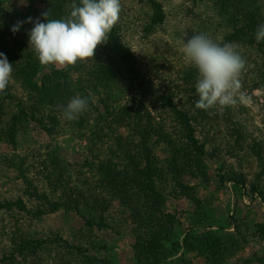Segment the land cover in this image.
<instances>
[{
    "label": "trees",
    "instance_id": "obj_1",
    "mask_svg": "<svg viewBox=\"0 0 264 264\" xmlns=\"http://www.w3.org/2000/svg\"><path fill=\"white\" fill-rule=\"evenodd\" d=\"M40 1L45 5L44 12L50 11L49 20L66 18L72 3L82 6L80 0ZM138 1L153 12L150 29L154 27L155 31V27L165 24L167 16L160 0ZM207 2L214 3L212 7H218L221 16L230 17L229 22L236 31L231 41H241L244 48L260 52L264 59V41L257 43L255 37L257 26L264 24V0ZM129 14H119L118 22L106 37L107 42L98 45L93 58L78 60L74 66L63 69L40 64L29 47L25 27L21 26L15 34L11 31L18 20L6 9L5 1L0 0V52L13 67L12 78L0 93V101L16 109L7 117L0 110V155L8 168L19 173L18 179L29 188L31 197L36 198L32 208L19 199L1 202L0 209L16 208L34 220L66 207L85 219L93 210L99 211L111 222L121 223L132 236L135 264H229L231 256L241 249L240 243L234 232L229 231V218L222 222L217 216L213 205L216 197L201 198V187L207 183L212 188L218 181L224 185L234 183L236 193L242 194L249 183L244 174L228 168L226 160L218 161L222 164L219 169L212 168L213 162L222 157L221 149L214 144V135L210 140L207 137L220 130L222 120H231L232 113L229 109L222 114L215 109H197L193 99L185 103L179 98L180 85L171 81L160 86L152 85L148 79L141 81L136 75L139 71L135 59L138 57L125 28ZM133 21L136 24L130 19L132 26ZM41 22L47 23L42 15ZM134 34L137 36L139 30ZM146 35H150L147 30ZM192 74L190 70L187 78ZM125 79H130L131 87L136 79L141 89L147 88L150 94L144 102L121 110L100 101L103 108L100 113L90 92L105 96ZM262 81L264 85V78ZM76 96L86 98L89 109L78 120L67 121L60 106H66ZM92 108L98 115L96 121H92L95 116ZM104 114L113 119L105 122ZM138 124H141L137 128L139 139L134 144L117 138L116 145L111 142L124 127ZM200 125L204 131L198 130ZM33 127L50 136L72 131L85 143L83 168L89 176H73L69 165L54 148L51 155L46 156L37 155L39 149L32 150L33 162L21 152L18 157L2 153L4 143L13 150L18 148L20 140ZM210 143L215 147L208 146ZM161 148L167 150L168 156L164 159L159 158ZM39 165L44 167L41 174L34 169ZM189 178H194L198 184L191 185ZM251 191L264 200V193L258 186H252ZM181 200L188 210L177 208ZM230 219L236 221L234 217ZM260 232L264 237V227ZM47 243L44 238L21 235L12 244L15 250L5 254L0 262H27L32 255L38 257ZM52 245L66 246L60 264H113L109 259L91 256L88 249L66 241H51L49 246ZM55 261L61 262V259ZM245 264H264V256L252 253Z\"/></svg>",
    "mask_w": 264,
    "mask_h": 264
},
{
    "label": "rangeland",
    "instance_id": "obj_2",
    "mask_svg": "<svg viewBox=\"0 0 264 264\" xmlns=\"http://www.w3.org/2000/svg\"><path fill=\"white\" fill-rule=\"evenodd\" d=\"M4 1L6 9L18 21L33 18V23L25 22L22 25L27 34L37 19L41 22L45 5L40 0ZM160 2L164 5L167 19L162 27H155L154 31V27L150 29L153 16L150 8L145 7L138 0H120V14L130 13L125 28L129 32L130 45L138 57L135 59L136 70L139 71L136 75L140 76L141 81L148 79L154 86H160L168 81L179 84L181 91L179 98L187 104L192 99L196 102L198 96L195 93V86L198 70L186 60L183 52L185 43L194 34H206L220 45L231 43L246 62L245 69L240 76L241 91L251 97V101L246 105L237 103L235 106L226 108L231 111L233 117L229 121L222 120L220 130L210 133L207 140L214 135V142H216L214 144L221 149L222 157L213 162L212 168L219 169L222 164L218 161L223 163L226 160L228 163L226 166L244 174L249 183L242 194L236 193L234 183L224 185L218 181L212 188L207 183L201 187V198L211 200L210 197H216L213 205L217 216L222 219V222L229 218L228 222L231 224L229 231L234 232L240 243L241 249L231 256L229 264H245L252 253L264 256V237L260 232L261 227H264V200L259 194L251 191L252 186H258L264 193V85H262L264 59L260 52L244 48L241 41H231L236 31L233 30V24L229 22L230 17L221 16L217 10L218 7H212L214 3L209 4L207 0H160ZM130 19L136 21V24L133 21L134 26ZM137 30L139 34L135 36L134 32ZM146 30L150 32V35H146ZM190 70L193 74L188 79ZM130 82V79H125L115 89L109 90L105 96L102 94L99 97L96 93L90 92L93 104L99 108V112L102 113L103 108L100 101L103 100L116 110L144 102L146 95L150 94L147 93L148 89H141L136 79L134 87H131ZM153 89L156 90V88ZM0 110L6 114V117L16 111L13 105L7 106L1 101ZM91 111L95 115L92 121L98 120L95 109L92 108ZM104 116L105 122L113 119L106 114ZM201 124L203 125L202 122ZM202 125L197 127L198 130L204 131ZM140 126L141 124L129 128L124 127L122 133H117V136L111 138V142L116 145L115 139L117 138L125 143L128 141L129 145L134 144L139 139L137 128ZM37 129L33 127L31 132L20 140V145L15 150L11 149L9 144L4 143L2 153L5 152L9 157H18L21 152L30 162H33L32 150L39 149L41 152L39 151L37 155L46 156L51 155L54 148L56 154L69 165L73 176L78 174L89 176L88 171L83 168L82 154H84L83 145L85 143L78 140L72 131L50 136L42 134ZM214 144L210 143L208 146L215 147ZM109 147L110 145H107V148ZM160 151L159 158L164 159L168 156L166 148H161ZM27 154L30 156H26ZM34 169L41 174L44 167L39 165ZM18 178L19 173L8 168L2 162L0 155V205L1 202H15L23 199L27 206L32 208L36 198L31 197L29 188ZM188 181L191 185L198 184L194 178H189ZM204 188L205 193H203ZM177 208L188 210L183 200L177 204ZM87 217L88 219H85L77 215L75 211H69L67 207L37 220L16 208L0 209V261L4 259L5 254L15 250L12 246L14 241L18 240L21 235H26L31 238H44L48 243L38 257L32 255L27 262L22 260L17 264L62 263L66 246H49V243L55 240L86 248L89 255L109 259L113 264H135L134 239L121 223L111 222L96 210H93ZM231 217L236 218V221H232ZM216 229L219 228L216 227ZM56 258H60L61 262L55 261Z\"/></svg>",
    "mask_w": 264,
    "mask_h": 264
},
{
    "label": "clouds",
    "instance_id": "obj_3",
    "mask_svg": "<svg viewBox=\"0 0 264 264\" xmlns=\"http://www.w3.org/2000/svg\"><path fill=\"white\" fill-rule=\"evenodd\" d=\"M80 4L82 6L72 3L70 15L66 18L49 20L50 11H47L42 13L47 23L39 19L35 21L28 33L29 47L41 65L67 69L78 60L93 58L98 45L107 42L108 33L120 18V0H80ZM25 22L33 23V18L17 21L11 31L15 34ZM255 37L257 43L264 41V24L257 26ZM183 52L186 60L198 70L195 86L197 109H215L216 113L222 114L237 103H250L251 97L241 91L240 76L246 62L234 45H220L206 34H194L185 43ZM12 74V64L0 52V93L8 87ZM60 107L67 121H75L88 111L89 103L86 98L76 96Z\"/></svg>",
    "mask_w": 264,
    "mask_h": 264
}]
</instances>
